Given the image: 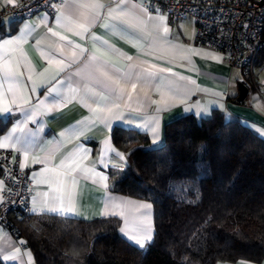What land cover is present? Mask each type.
I'll list each match as a JSON object with an SVG mask.
<instances>
[{"label":"crops","instance_id":"1","mask_svg":"<svg viewBox=\"0 0 264 264\" xmlns=\"http://www.w3.org/2000/svg\"><path fill=\"white\" fill-rule=\"evenodd\" d=\"M97 2L105 7L94 10ZM119 2L64 0L55 16L42 11L31 18L2 19L0 123L6 127L0 143L31 174V215L86 221L116 217L121 236L141 247L132 237L151 236L144 245L154 239V205L112 190L110 170L128 165L112 130L137 129L160 147L167 124L219 112L264 139V50L254 68L257 87L245 84L248 95L238 101L240 70L220 52L198 44L193 18L172 21L163 12L145 13L143 0H123L128 15L113 19L108 6L116 9ZM7 6L0 0V14ZM95 12L99 16L93 21ZM79 23L89 31L77 35ZM5 67L14 75L6 76ZM0 182L1 201L2 177ZM140 204L151 207L137 211ZM0 258L4 264H36L26 241L2 225ZM217 264H264V258Z\"/></svg>","mask_w":264,"mask_h":264},{"label":"trees","instance_id":"2","mask_svg":"<svg viewBox=\"0 0 264 264\" xmlns=\"http://www.w3.org/2000/svg\"><path fill=\"white\" fill-rule=\"evenodd\" d=\"M5 127L0 123V135ZM112 140L128 156L126 167L110 170L112 190L153 203L154 239L143 247L131 244L116 217L30 215L17 222L36 264L263 260V138L214 112L167 124L160 147L132 128L115 127Z\"/></svg>","mask_w":264,"mask_h":264},{"label":"built area","instance_id":"3","mask_svg":"<svg viewBox=\"0 0 264 264\" xmlns=\"http://www.w3.org/2000/svg\"><path fill=\"white\" fill-rule=\"evenodd\" d=\"M64 0H20L0 14L31 18L39 12L55 16ZM148 12H163L172 21L193 18L198 44L220 52L240 81L257 87L254 68L264 49V0H143ZM9 149L0 147V177L5 182L0 201V225L20 239L18 220L31 215L30 172Z\"/></svg>","mask_w":264,"mask_h":264},{"label":"snow or ice","instance_id":"4","mask_svg":"<svg viewBox=\"0 0 264 264\" xmlns=\"http://www.w3.org/2000/svg\"><path fill=\"white\" fill-rule=\"evenodd\" d=\"M7 3H8L9 5L15 6L16 0H7ZM81 7H86V5H81ZM92 7H93V9L95 10V9H101V8H104L105 5L102 4V3L97 2V3L94 4ZM125 7H126V5L123 3V0H120V2L117 4V8H116V9L111 8L110 5L108 6V13H109L110 16H112L113 19H119V15H118V13H122V14L125 15V16L128 15V12H126V11L124 10ZM143 11L146 13V12H147V9H143ZM98 16H99V13H98V12H95V14H94L93 17H92V20L94 21L96 18H98ZM161 19H163V17H161ZM121 23L128 24V21H127V20H122ZM104 27H108V25H104ZM131 27L135 28L136 25H131ZM76 28H78V29L80 30V31H78V32L76 33L77 35H80L81 32H85V33H86V32L89 31L88 26H86V24H84V23H79V24H77V25H76ZM70 30H71V29H70ZM23 31H24V30H21V34H23ZM49 31H52V30L49 29ZM164 32H165V33L168 32V28H167V27L164 28ZM53 35H55V33H53ZM61 39H64V37H61ZM93 39H98V38H97V37H93ZM9 43H11V40H5V41H4V44H9ZM37 43H39V41H38ZM73 55H75V53H74ZM91 59L95 60L96 57L93 56V57H91ZM128 59H131V57H128ZM57 63L60 64L61 66L64 65V61H63V60H59V61H57ZM69 66H70V65H69ZM153 67H155V65H153ZM160 71H171V69H160ZM4 72H5V75L8 76V77H11V76L14 75L12 69H10V68H8V67H5ZM15 75H18V73L15 74ZM56 75H59V72H57ZM103 75H105V76L107 77V73H103ZM108 78L110 79V77H108ZM53 79H55V76L53 77ZM133 88H135V85H133ZM49 91H51V89H49ZM8 110H9V109H7V108L4 109V111H8ZM153 133H154V137H155V129H153ZM6 139H7V138H6ZM3 146H4L3 143H0V147H3ZM117 155H120V156H121V159H123V155H122V154L117 153ZM20 166H21V167H24L25 165L21 164ZM0 183H2V182H0ZM150 207H151V205H149V204H140V205L138 206V208H137V211H139L140 209H148V208H150ZM69 211H71V209H69ZM121 231H123V229H122ZM132 239L135 240V242H136L139 246L143 247L145 242L151 240V236H149V235H145V236L143 237V239H137L135 236H133ZM10 259H15V257H10Z\"/></svg>","mask_w":264,"mask_h":264},{"label":"water","instance_id":"5","mask_svg":"<svg viewBox=\"0 0 264 264\" xmlns=\"http://www.w3.org/2000/svg\"><path fill=\"white\" fill-rule=\"evenodd\" d=\"M239 89H240V94L238 97V101H244L248 95L249 88L244 83L241 82L239 83Z\"/></svg>","mask_w":264,"mask_h":264}]
</instances>
